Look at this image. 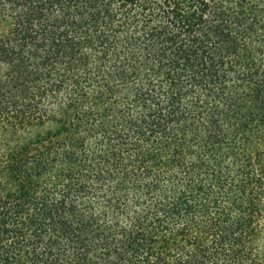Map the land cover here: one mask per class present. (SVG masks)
Returning a JSON list of instances; mask_svg holds the SVG:
<instances>
[{"label": "trees", "instance_id": "obj_1", "mask_svg": "<svg viewBox=\"0 0 264 264\" xmlns=\"http://www.w3.org/2000/svg\"><path fill=\"white\" fill-rule=\"evenodd\" d=\"M0 264H264V0H0Z\"/></svg>", "mask_w": 264, "mask_h": 264}]
</instances>
